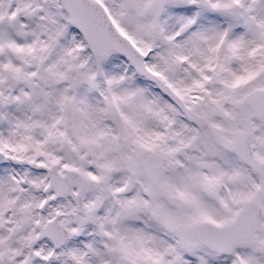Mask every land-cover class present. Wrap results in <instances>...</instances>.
Returning a JSON list of instances; mask_svg holds the SVG:
<instances>
[{"label":"snow or ice","instance_id":"1","mask_svg":"<svg viewBox=\"0 0 264 264\" xmlns=\"http://www.w3.org/2000/svg\"><path fill=\"white\" fill-rule=\"evenodd\" d=\"M0 264H264V0H0Z\"/></svg>","mask_w":264,"mask_h":264}]
</instances>
